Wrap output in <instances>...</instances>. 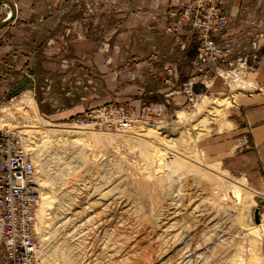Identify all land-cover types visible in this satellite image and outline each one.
Segmentation results:
<instances>
[{"label":"rangeland","instance_id":"rangeland-1","mask_svg":"<svg viewBox=\"0 0 264 264\" xmlns=\"http://www.w3.org/2000/svg\"><path fill=\"white\" fill-rule=\"evenodd\" d=\"M63 1L60 13L55 0L37 22L38 56L62 53L63 61L54 58L52 74L36 78L37 92L23 93L26 85L0 99V128L17 132L35 164L36 264H264V191L248 179L237 102L264 61V0H243L230 15L225 5L227 27L212 47L185 19L194 0L166 14L153 0ZM6 13L0 6V23ZM19 21L35 20L24 13ZM21 31L24 44L36 32ZM152 59L150 85L175 88L180 103L163 109L128 99L141 97L128 85L144 87ZM111 79L117 99L103 101ZM27 102L36 106L31 117ZM88 102L101 104L57 118ZM115 103L144 125L125 134L74 125ZM0 264H9L1 245Z\"/></svg>","mask_w":264,"mask_h":264},{"label":"crops","instance_id":"crops-1","mask_svg":"<svg viewBox=\"0 0 264 264\" xmlns=\"http://www.w3.org/2000/svg\"><path fill=\"white\" fill-rule=\"evenodd\" d=\"M17 5V16L15 20L0 31V99L1 97H6L15 93L19 88L30 86V90H25L23 93L33 94V91L37 92V81L36 78L39 76L52 74L54 71V66L50 62L54 61V58L62 60V53H56L54 55H49L45 53L44 55H39L37 48L43 43L40 41L39 35H41V26L37 23L41 19L45 20L49 14V11L56 8L58 4H55V0H10ZM59 2L60 7L58 12L60 13L63 8V0H56ZM159 1L161 8L166 9L168 13L170 10L176 9L179 5H183L189 0H153ZM226 12L228 15L231 14L232 10L238 9L241 6L243 0H226ZM1 6V5H0ZM28 13L31 17H34V22L30 25L21 24L23 14ZM20 24V26H19ZM29 27L30 29L36 30L34 35H31L26 44L23 41H18L21 31V27ZM54 25V24H53ZM48 26V25H47ZM85 54V53H78ZM187 59L191 60L190 57ZM63 61V60H62ZM146 62V77L143 79V88H135L134 86L128 85L129 90H132L134 94L142 93L141 97L138 98L128 96L129 100L135 101V105L138 103L139 106L143 105H158L163 109H166L168 102L180 103L177 101L178 98H172L176 95L175 88L162 86L155 90L154 85H150L151 77L153 75L148 70L151 65L150 62ZM40 64V65H39ZM45 72H44V71ZM137 70L134 69L130 75L132 77L137 76L134 74ZM42 74V75H41ZM250 79L253 89L250 92L241 93L238 97V105L243 109V122L242 132L247 134L248 143H246V149L248 154L245 156L246 161L249 160V169L247 170L248 179L252 185V188L258 192L264 191V61H262L260 68L255 72L250 73ZM185 76V75H184ZM192 77V74H190ZM28 82V84H27ZM147 82V84H146ZM108 96L104 97L103 101L115 100L113 98L117 93L118 81L113 82L111 79L109 83ZM197 88V87H196ZM135 91H141L140 93H135ZM171 92L172 94L168 95ZM131 92V91H130ZM175 92V93H174ZM160 94L158 97L151 98ZM115 95V96H114ZM161 96H164L163 99ZM171 96V97H170ZM149 99V100H148ZM127 100V101H129ZM150 101V102H149ZM101 102V101H100ZM100 102H88V104H83L82 107H73L70 110H66L57 116L59 119L71 118L88 108H93L97 106ZM33 104V102H30ZM102 103V102H101ZM100 103V104H101ZM103 104V103H102ZM125 104H128L125 102ZM138 104L136 106H138ZM35 105V104H34ZM170 106V105H169ZM36 107V106H35ZM153 107V106H152ZM155 107V106H154ZM248 158V159H247Z\"/></svg>","mask_w":264,"mask_h":264},{"label":"built area","instance_id":"built-area-1","mask_svg":"<svg viewBox=\"0 0 264 264\" xmlns=\"http://www.w3.org/2000/svg\"><path fill=\"white\" fill-rule=\"evenodd\" d=\"M226 0H194L185 5V19L193 28L206 31L205 41L227 27L223 10ZM4 6V5H3ZM6 7V6H4ZM6 13V19L10 17ZM178 31L182 27H173ZM171 30V29H170ZM145 117L130 106L110 104L78 117L74 125H89L100 131L125 134L138 129ZM35 164L22 149L21 138L0 129V245L9 264H36L38 254Z\"/></svg>","mask_w":264,"mask_h":264},{"label":"water","instance_id":"water-1","mask_svg":"<svg viewBox=\"0 0 264 264\" xmlns=\"http://www.w3.org/2000/svg\"><path fill=\"white\" fill-rule=\"evenodd\" d=\"M0 5L1 6H3V5L8 6L10 8V12H11L10 17H8L7 19L3 20L0 23V31H1L2 29L7 27L8 25H10L15 20L18 11H17V5L13 1L0 0ZM257 201H258L260 206L264 207V198L263 197H257ZM255 222L257 224L261 223V213H260L259 209H257L255 212Z\"/></svg>","mask_w":264,"mask_h":264},{"label":"bare ground","instance_id":"bare-ground-1","mask_svg":"<svg viewBox=\"0 0 264 264\" xmlns=\"http://www.w3.org/2000/svg\"><path fill=\"white\" fill-rule=\"evenodd\" d=\"M13 101H14V100H13ZM27 103H28V105H27V107H26L25 109H27V113H28V115L31 117L32 114H35L36 107H35L34 104H31L30 102H27ZM5 109H6V108H5ZM144 123H145V122H142L141 125H144ZM0 129H3V127H1ZM11 132H13L14 134L18 135L17 132H14V131H11ZM261 222H262V219H261ZM261 232L264 234V231H261ZM262 233H261V234H262ZM189 256H190V255H189Z\"/></svg>","mask_w":264,"mask_h":264},{"label":"trees","instance_id":"trees-1","mask_svg":"<svg viewBox=\"0 0 264 264\" xmlns=\"http://www.w3.org/2000/svg\"><path fill=\"white\" fill-rule=\"evenodd\" d=\"M12 95H16V94L14 93V94H12ZM120 104H122V103H120Z\"/></svg>","mask_w":264,"mask_h":264}]
</instances>
